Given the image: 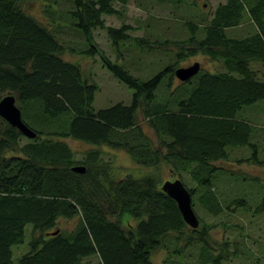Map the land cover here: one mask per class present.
<instances>
[{"label": "trees", "instance_id": "trees-1", "mask_svg": "<svg viewBox=\"0 0 264 264\" xmlns=\"http://www.w3.org/2000/svg\"><path fill=\"white\" fill-rule=\"evenodd\" d=\"M20 1L0 0V93L14 95L22 120L36 134L21 143L23 134L0 116V264H85L82 258L93 253L101 264H154L151 252L166 234L176 232L180 239L187 233L174 199L160 189L158 173L128 171L114 178L107 164L99 163L100 150L87 149L84 159L76 160L62 138L122 148L142 165L159 166L163 161L188 173L197 184L210 183L217 168L212 161L228 158L229 146L255 148L253 127L241 114L256 101L264 104V71L258 77L259 69L252 65L264 67V0L219 3L202 35L197 31L202 20L187 21V36L171 41L175 61L146 78L104 55L93 38V29L104 27L112 45L131 39L143 49L153 42H170L131 36L128 31L134 27L126 22L105 24L103 15L117 14L115 2L127 0H67V5L41 0L39 16ZM245 8L256 29L240 37L228 34L225 28L241 22ZM66 29L80 34L71 50L59 36ZM83 38L88 48L80 45ZM75 48L91 55L98 52L103 65L133 89L130 102L95 108L92 101L98 85L83 74L78 62L64 57L66 50ZM197 53L221 60L226 69L199 68L174 86L179 91L190 84L185 96H177L168 87L176 64ZM161 85L166 93L157 95ZM245 159L264 164V158L254 155ZM78 163L85 165L84 172L71 169ZM188 189L192 196L194 188ZM200 199L209 210L218 205L212 190L206 189ZM258 205L264 210V197ZM73 216L76 226L67 233L59 230L57 218ZM26 224L45 236L31 241V249L15 261L11 246L23 241ZM193 234L202 249L208 248L204 226L191 228L185 244ZM223 259L221 248L208 261L264 264Z\"/></svg>", "mask_w": 264, "mask_h": 264}, {"label": "rangeland", "instance_id": "rangeland-1", "mask_svg": "<svg viewBox=\"0 0 264 264\" xmlns=\"http://www.w3.org/2000/svg\"><path fill=\"white\" fill-rule=\"evenodd\" d=\"M225 1L172 0L159 3L157 0H127L125 3L115 2L119 12L103 15L105 24L118 26L122 22H126L134 27L128 31L131 36H142L158 42L168 39L170 42L166 45L153 42L151 47L147 46L143 49H139L131 39H127L118 45H112L104 27L93 29L94 42L97 48L111 60L118 61L133 75L146 78L166 63L175 61L172 53L175 46L171 41L187 36L185 29L187 21L198 22L202 20L197 28L199 34L202 35L204 33L203 26L209 21L215 7ZM243 2L245 4L246 0H243ZM248 2L253 3L254 0H248ZM20 4L27 11L37 16L42 14L41 0H21ZM61 4L67 5L68 1L61 0ZM255 29L256 26L246 8L241 22L225 28L228 34L235 37L247 35ZM59 36L64 40L66 47L71 50L75 47L74 43L80 34L74 30L66 29L63 32L60 31ZM80 45L85 46V48L89 47L84 38ZM72 51L66 50L64 57L78 62L83 74L98 85L92 101L95 108L106 107L116 101L130 102L133 89L115 77L103 65L98 52L91 55L77 48L74 49V52ZM194 60L199 61L200 70L226 69L221 60L201 53L182 59L176 65H187ZM252 65L259 69L257 72L258 77H263L264 67L255 62ZM179 83V79L173 75L168 87L172 89L175 95L185 96V91L189 89L190 84H186L183 90L182 86L177 91L174 86ZM5 92H1L0 96ZM155 92H157V95H161L164 92V85L157 87ZM241 117L246 119L253 127L251 141L255 144V148L248 144L229 146L228 158L212 161V164L217 168L213 171L211 181L207 185L197 184L188 173L184 171L177 172L163 161L158 164L159 166H146L137 163L122 148L110 147L105 144L97 145L70 137H63L62 139L74 150L76 160L84 159L87 149L96 148L100 150L99 163H106L107 172L114 178H119L128 171V173L136 175L143 172L158 173L161 182L165 179L179 177L186 187L194 188L191 202L195 213L199 217V224L196 228L201 229L203 226L206 228L208 248L202 249L203 244L196 239V234H193L190 243H184L185 236L192 228L186 224L184 232L187 233H184L180 239L175 238L176 232H170L163 237L161 245L151 252L150 258L154 264H211L208 259L220 253L221 248L222 255H224L223 262L246 263L255 260L264 262V210L258 208V204L264 197V164L245 159V157H252L253 155L264 158V104L256 101L245 106ZM141 122L145 130L151 133L153 141L157 142L152 129L147 127L142 118ZM20 141L21 143L27 141V137L22 135ZM238 158L241 160H237ZM206 186H210V189ZM206 189L212 190L218 200V205L214 204L213 210H209L200 199V195ZM238 199H244L245 203L241 204ZM203 200L205 199L203 198ZM110 218L113 219L114 216H110ZM129 221L133 223L135 219L131 218ZM76 224L77 219L75 216L69 218L59 217L56 221V226L64 233L71 231ZM39 236H45V234L39 230H32L26 224L23 241L11 246L12 259L16 261L18 257L28 252L31 249V241ZM174 246L176 249L179 247L181 251H173ZM82 262L85 264H101L97 253L83 257Z\"/></svg>", "mask_w": 264, "mask_h": 264}, {"label": "water", "instance_id": "water-1", "mask_svg": "<svg viewBox=\"0 0 264 264\" xmlns=\"http://www.w3.org/2000/svg\"><path fill=\"white\" fill-rule=\"evenodd\" d=\"M199 68V61H193L190 64L175 67L174 75L179 80H186L195 74ZM0 116L25 136H35V131L22 120L20 108L16 105L13 94L6 93L0 97ZM85 168V165L80 163L71 166V169L76 172H84ZM160 189L174 199L184 222L190 227L196 228L199 224V218L192 206L191 192L183 181L178 177L165 179L161 182ZM57 231L58 229L52 233L55 234Z\"/></svg>", "mask_w": 264, "mask_h": 264}, {"label": "bare ground", "instance_id": "bare-ground-1", "mask_svg": "<svg viewBox=\"0 0 264 264\" xmlns=\"http://www.w3.org/2000/svg\"><path fill=\"white\" fill-rule=\"evenodd\" d=\"M24 135V134H23ZM27 137V136H26Z\"/></svg>", "mask_w": 264, "mask_h": 264}]
</instances>
